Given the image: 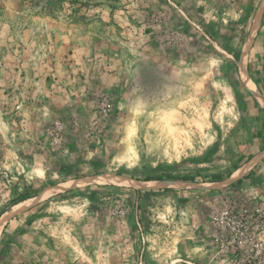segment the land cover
Segmentation results:
<instances>
[{"label":"rangeland","instance_id":"374dc122","mask_svg":"<svg viewBox=\"0 0 264 264\" xmlns=\"http://www.w3.org/2000/svg\"><path fill=\"white\" fill-rule=\"evenodd\" d=\"M0 264H264V0H0Z\"/></svg>","mask_w":264,"mask_h":264},{"label":"built area","instance_id":"2783aa9c","mask_svg":"<svg viewBox=\"0 0 264 264\" xmlns=\"http://www.w3.org/2000/svg\"><path fill=\"white\" fill-rule=\"evenodd\" d=\"M102 96H105V97H102V103L100 104V114H103V115H106L108 114V112L111 110V103L109 102V98L107 96V94H100Z\"/></svg>","mask_w":264,"mask_h":264},{"label":"bare ground","instance_id":"6f19581e","mask_svg":"<svg viewBox=\"0 0 264 264\" xmlns=\"http://www.w3.org/2000/svg\"><path fill=\"white\" fill-rule=\"evenodd\" d=\"M243 58V57H242ZM244 62V60H242ZM241 62L240 63V69H241V74L242 76L245 78V81L246 83L249 85V86H252V83L249 81V79L246 77V73H245V70H244V63ZM253 161L250 162V164H252Z\"/></svg>","mask_w":264,"mask_h":264},{"label":"trees","instance_id":"16d2710c","mask_svg":"<svg viewBox=\"0 0 264 264\" xmlns=\"http://www.w3.org/2000/svg\"><path fill=\"white\" fill-rule=\"evenodd\" d=\"M148 179H151V180H160L161 179V177H159V176H154V177H150V178H148ZM185 179H189V180H192V178H185Z\"/></svg>","mask_w":264,"mask_h":264},{"label":"crops","instance_id":"0c3cea01","mask_svg":"<svg viewBox=\"0 0 264 264\" xmlns=\"http://www.w3.org/2000/svg\"><path fill=\"white\" fill-rule=\"evenodd\" d=\"M245 173V172H244Z\"/></svg>","mask_w":264,"mask_h":264}]
</instances>
